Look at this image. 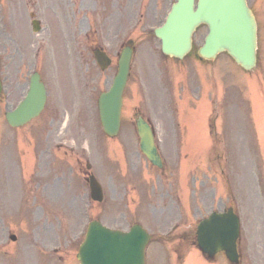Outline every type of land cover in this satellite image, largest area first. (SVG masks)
<instances>
[{"label": "rangeland", "instance_id": "374dc122", "mask_svg": "<svg viewBox=\"0 0 264 264\" xmlns=\"http://www.w3.org/2000/svg\"><path fill=\"white\" fill-rule=\"evenodd\" d=\"M38 1L0 0L3 39L4 42L7 40L12 54L9 58L2 54L0 67V76L5 84L4 95L0 98V264H46L48 261L51 264H79L76 254L90 216L106 218L104 222L118 227H127L131 221V216L126 219L121 216V210H127L125 205L121 208L117 204L114 213L110 212L111 206L116 204L115 191L123 185L118 178L114 155L105 158V151L114 149L108 148L110 144L103 140L98 114V96L110 86L117 65L102 71L93 54L94 46L105 37L100 35L103 13L77 11L72 3L58 12L42 11L45 26L41 36H37L31 29L29 12L31 7L39 9ZM75 1L79 5V0ZM249 3L254 13L260 16V0H250ZM162 16L163 13H121L122 40L127 36L134 37L131 33L136 34L141 27L148 32V36H136L137 53L125 92L128 112L123 120H133V107L140 105L141 113L163 132L166 126L162 124L163 110L160 107L171 108L174 99L164 82L154 83L153 77L166 80L169 68L176 71L177 79L182 78L181 73L185 69L194 73L195 66L197 73L218 77L213 84L216 82L218 85L222 99L218 103L219 109L211 113L210 119L219 114L220 123H216L215 128L223 133L220 147L224 146V156H228L227 164L231 167L228 171L242 220L243 264H264V98L260 92L259 62L252 72L242 71L226 54L218 56L214 63L199 64L196 54L206 33L205 28L198 29L193 50L182 61L166 59L161 54L159 41L151 36L149 30V26L158 25ZM86 31L90 33L87 60L77 56V43L73 39L75 36L77 42L85 40ZM38 40L45 42L41 58L37 57ZM110 40V52L113 53L119 48L120 39L110 37ZM72 47L75 52H71ZM34 70L42 73L48 85L47 107L39 119L24 127L12 128L5 119V113L23 96L24 83ZM153 92L158 96L155 100L157 104L147 103ZM147 105L152 109H148ZM212 109L211 104H199V110L191 113L180 111L175 115V119L180 120V131L186 139L181 150L182 186L189 183L193 163L198 161L197 165L207 167L209 179L205 178L208 180L205 184L200 182L195 199L201 204L203 215L214 208L210 193L215 186L222 195L221 201L227 199L224 182L211 183L217 171L210 169L207 160L199 161L207 152L205 142L211 139L208 113ZM69 113L70 124L59 136L62 117ZM173 113L174 110L170 109V114ZM52 117L57 122H52ZM39 134H43L42 144L37 148ZM93 136L99 141L101 153L95 152V157L91 154L92 172L98 178L103 175V181L108 186V206L106 210L102 209L101 214L93 203H89L88 187L82 174L88 157H82L81 147L90 144L95 148ZM56 137L75 149L66 153L62 147H56L59 144L55 141ZM167 143L165 140L164 144ZM207 155L208 158L213 156ZM198 175L199 179L205 176L202 172ZM219 177L223 179L221 174ZM191 179L196 181L195 175H191ZM127 191L129 196L125 202H131L133 189L130 185ZM136 196L139 198V195ZM171 218L172 215H167L164 221ZM137 219L138 216H134V220ZM141 221L154 225L153 229L162 227L148 216L141 217ZM11 234H16L17 241L10 240ZM151 251L153 249H150L148 264H176L174 254L159 253L155 249ZM224 261L220 258L219 263L225 264ZM189 264L208 263L192 258Z\"/></svg>", "mask_w": 264, "mask_h": 264}, {"label": "water", "instance_id": "95a60500", "mask_svg": "<svg viewBox=\"0 0 264 264\" xmlns=\"http://www.w3.org/2000/svg\"><path fill=\"white\" fill-rule=\"evenodd\" d=\"M194 3L195 0H178L164 28L157 30V35L162 39L164 52L183 57L191 47L193 31L201 22H206L209 25V35L199 53L207 58H213L218 52L228 50L239 64L251 69L256 63L257 25L246 0H199L196 9ZM98 59L103 63V58L99 56ZM129 66L130 51L126 50L120 59L119 73L111 90L100 99L101 119L106 132L111 135L119 130L122 93ZM45 98L44 85L36 75L31 82L27 98L15 112L7 114L8 120L13 125L23 124L39 114ZM139 120L142 150L152 162L160 164L152 131L142 118ZM207 224L210 225V229L205 231ZM238 235L239 221L236 216L232 213L229 217L213 213L210 219L203 222L201 245L211 254L225 249L233 258L237 255L235 243ZM209 237L212 242H208ZM147 240V234L140 228L123 233L93 222L80 248L78 258L81 264H144Z\"/></svg>", "mask_w": 264, "mask_h": 264}, {"label": "flooded vegetation", "instance_id": "af4514ba", "mask_svg": "<svg viewBox=\"0 0 264 264\" xmlns=\"http://www.w3.org/2000/svg\"><path fill=\"white\" fill-rule=\"evenodd\" d=\"M86 3V7L99 8L100 11L109 13L108 18L112 19L116 14L121 13L124 8H135L139 6L140 9L147 7L152 10H161L164 4V0H148L149 4H145L146 0H83ZM139 2V3H138ZM100 3V4H99ZM162 4V5H161ZM260 10H261V39H262V50L264 57V0H260ZM108 25L109 37H116L112 30L117 31L119 29V24L116 21H105ZM118 32V31H117ZM107 34V33H106ZM121 32L118 33L120 37ZM106 41V40H104ZM101 49H104L102 47ZM118 54L120 52H117ZM86 55L84 51L82 53ZM264 61V60H263ZM135 124V123H134ZM119 155L117 161V169L119 170L120 180L122 182L123 188L116 191V197L122 199L126 196L124 194L125 188L130 185L133 190H138L143 187L144 194L149 200V213L157 218L164 219L167 215H172L173 218L169 221H178L180 224L183 221H187V208L190 211V215L195 219L189 223H186L185 227L178 230L180 225L174 227L173 240L171 241L173 252H186L195 250L198 251V238H197V228L199 221L203 218L201 216L200 204L197 202H186L183 196L182 184L179 175L176 176V180L172 185V190L170 191L168 187V170L165 167L159 168L154 165H150L147 162V166L153 169L149 174L143 167L142 160L140 159V152L133 151L130 139H125L120 141V146L118 148ZM198 205V207H197ZM228 207V206H227ZM158 231V230H155ZM201 258L207 261L213 262V259L207 258L206 255L200 254Z\"/></svg>", "mask_w": 264, "mask_h": 264}]
</instances>
